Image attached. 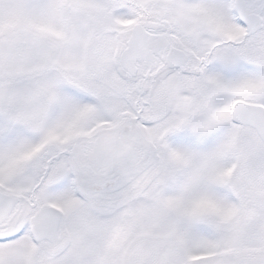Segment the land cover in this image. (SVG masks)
Segmentation results:
<instances>
[{"label": "snow or ice", "instance_id": "snow-or-ice-1", "mask_svg": "<svg viewBox=\"0 0 264 264\" xmlns=\"http://www.w3.org/2000/svg\"><path fill=\"white\" fill-rule=\"evenodd\" d=\"M0 264H264V0H0Z\"/></svg>", "mask_w": 264, "mask_h": 264}]
</instances>
